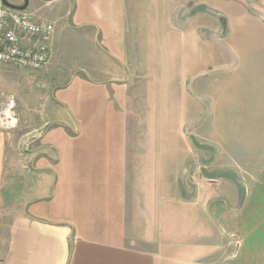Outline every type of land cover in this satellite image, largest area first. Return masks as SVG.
<instances>
[{"label": "crops", "instance_id": "crops-1", "mask_svg": "<svg viewBox=\"0 0 264 264\" xmlns=\"http://www.w3.org/2000/svg\"><path fill=\"white\" fill-rule=\"evenodd\" d=\"M59 2L95 61L50 89L12 141L0 133V264H264V208L241 207L236 173L224 165L193 191L165 189L170 148L134 122L155 103V60L168 70L158 84L188 93L192 75L228 72L210 83L223 111L257 90L264 100V0Z\"/></svg>", "mask_w": 264, "mask_h": 264}, {"label": "rangeland", "instance_id": "rangeland-1", "mask_svg": "<svg viewBox=\"0 0 264 264\" xmlns=\"http://www.w3.org/2000/svg\"><path fill=\"white\" fill-rule=\"evenodd\" d=\"M33 1L38 6L29 10L35 15V20L58 22L54 25L59 38L54 40L53 34L49 46V62L39 72L0 64V100L13 95L17 104L16 127L11 132L0 129V133L9 141L25 126L24 115L33 117L42 109L44 102L49 101L50 89L69 83L77 75L86 77L89 70L87 67H91L95 61L90 47L68 25L67 13L70 7L63 6L58 0L52 1L53 5L40 0ZM100 58L108 59V55L102 54ZM112 64L119 67L117 63ZM167 72V63L163 65L155 60V103L145 100L141 106L143 117L134 119L138 126L143 125L144 141H155L159 147L165 145L170 148L166 150L168 155L164 164L167 175L164 178L167 182H162L163 187L193 191L197 188V182L202 180L201 174L227 165L236 173L240 190L247 196L241 207H255L262 211L264 100L259 90L255 94L250 92L244 95L236 104L235 111H223L212 99L213 96L209 95L210 89H214L210 83H214V79L218 77L229 76L228 72L210 68L192 75L186 87L189 93L184 91L183 85L171 88L159 85L158 82L163 81ZM257 72L260 71L240 69L233 75L250 78L256 76ZM105 73L110 75L107 77H126L123 69H107ZM200 79L208 81L202 86L203 93L205 90L206 94L200 95L199 86H195V82ZM169 97L175 100H170ZM157 152L161 153L162 150ZM245 216L262 217L263 214ZM247 258L224 264H248Z\"/></svg>", "mask_w": 264, "mask_h": 264}, {"label": "built area", "instance_id": "built-area-1", "mask_svg": "<svg viewBox=\"0 0 264 264\" xmlns=\"http://www.w3.org/2000/svg\"><path fill=\"white\" fill-rule=\"evenodd\" d=\"M55 25L35 20L26 11L14 10L0 0V64L32 72L41 71L50 59V41ZM16 99L0 100V129L11 132L17 125Z\"/></svg>", "mask_w": 264, "mask_h": 264}, {"label": "flooded vegetation", "instance_id": "flooded-vegetation-1", "mask_svg": "<svg viewBox=\"0 0 264 264\" xmlns=\"http://www.w3.org/2000/svg\"><path fill=\"white\" fill-rule=\"evenodd\" d=\"M9 2L10 5L14 6V7H23L26 6L27 10L32 9L33 6V0H7ZM40 1H44V0H40ZM46 2V1H44Z\"/></svg>", "mask_w": 264, "mask_h": 264}, {"label": "water", "instance_id": "water-1", "mask_svg": "<svg viewBox=\"0 0 264 264\" xmlns=\"http://www.w3.org/2000/svg\"><path fill=\"white\" fill-rule=\"evenodd\" d=\"M44 1L51 2V1H55V0H44ZM5 3L7 4V6H9L10 8H12L14 10L27 11V7L26 6H23V7H14V6L10 5L7 0H5Z\"/></svg>", "mask_w": 264, "mask_h": 264}]
</instances>
